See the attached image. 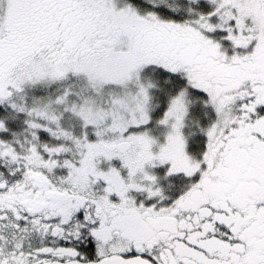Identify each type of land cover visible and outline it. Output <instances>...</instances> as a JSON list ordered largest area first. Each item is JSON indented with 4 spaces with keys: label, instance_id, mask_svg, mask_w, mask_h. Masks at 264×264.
<instances>
[{
    "label": "snow or ice",
    "instance_id": "obj_1",
    "mask_svg": "<svg viewBox=\"0 0 264 264\" xmlns=\"http://www.w3.org/2000/svg\"><path fill=\"white\" fill-rule=\"evenodd\" d=\"M0 264H264V0H0Z\"/></svg>",
    "mask_w": 264,
    "mask_h": 264
}]
</instances>
